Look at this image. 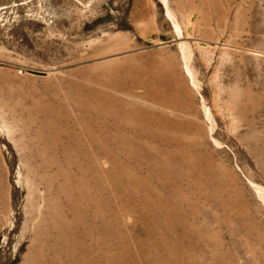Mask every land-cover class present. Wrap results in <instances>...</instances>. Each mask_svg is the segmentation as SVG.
<instances>
[{
	"label": "rangeland",
	"instance_id": "374dc122",
	"mask_svg": "<svg viewBox=\"0 0 264 264\" xmlns=\"http://www.w3.org/2000/svg\"><path fill=\"white\" fill-rule=\"evenodd\" d=\"M167 5L0 0V264H264V0Z\"/></svg>",
	"mask_w": 264,
	"mask_h": 264
},
{
	"label": "bare ground",
	"instance_id": "6f19581e",
	"mask_svg": "<svg viewBox=\"0 0 264 264\" xmlns=\"http://www.w3.org/2000/svg\"><path fill=\"white\" fill-rule=\"evenodd\" d=\"M163 3H164V5H165V7H166V12H167V14H168V16H171V14H170V11H169V9H168V5H167V3H168V0H163ZM172 18V17H171ZM173 20V19H172ZM177 26V25H176ZM178 28V30H179V27H177ZM192 80V83H194V84H196V82H195V80L192 78L191 79ZM197 86V85H196ZM198 87V86H197ZM0 141L7 147L8 146V141H6L5 139H3V137H2V135H1V128H0ZM15 170V156L13 157V164H12V167H11V171H14ZM19 175V174H18ZM18 182V181H17ZM16 182V183H17ZM13 183H14V187L16 188V183L13 181ZM14 188V189H15ZM18 205H17V200L14 198L13 200H12V211H13V213L15 214V216H17L18 215ZM12 226H15V225H13L12 224ZM14 231H15V229H14Z\"/></svg>",
	"mask_w": 264,
	"mask_h": 264
}]
</instances>
